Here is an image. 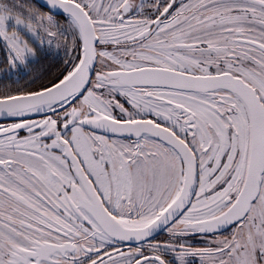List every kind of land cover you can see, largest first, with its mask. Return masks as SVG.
Returning a JSON list of instances; mask_svg holds the SVG:
<instances>
[{
    "label": "snow or ice",
    "instance_id": "obj_1",
    "mask_svg": "<svg viewBox=\"0 0 264 264\" xmlns=\"http://www.w3.org/2000/svg\"><path fill=\"white\" fill-rule=\"evenodd\" d=\"M0 264H264V0H0Z\"/></svg>",
    "mask_w": 264,
    "mask_h": 264
}]
</instances>
